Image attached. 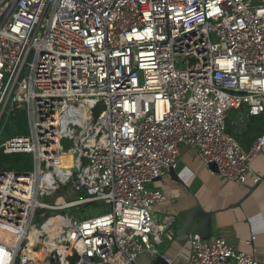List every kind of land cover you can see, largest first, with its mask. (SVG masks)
Wrapping results in <instances>:
<instances>
[{"label":"built area","instance_id":"built-area-1","mask_svg":"<svg viewBox=\"0 0 264 264\" xmlns=\"http://www.w3.org/2000/svg\"><path fill=\"white\" fill-rule=\"evenodd\" d=\"M231 109L264 115V0H0V149L33 161L0 171V264L171 262L177 217L153 210L154 183L187 145L246 184L264 132L244 148ZM96 203L109 211L65 212ZM188 244L185 264H264L221 236Z\"/></svg>","mask_w":264,"mask_h":264},{"label":"crops","instance_id":"crops-1","mask_svg":"<svg viewBox=\"0 0 264 264\" xmlns=\"http://www.w3.org/2000/svg\"><path fill=\"white\" fill-rule=\"evenodd\" d=\"M227 131L234 135L244 148L264 132V115L251 116L244 109H231L227 117ZM157 179L166 199L153 207L155 212L173 214L177 221L167 232L161 246L171 257L167 264H185L190 252L188 239L180 240L176 229L187 210L200 204L212 213L213 236L225 238L235 248L253 252L264 263V182L249 193L247 186L256 184L255 176L264 175V147L251 162V173L246 184L224 181L220 174L203 163L194 147L183 145L174 169ZM252 231L256 240L249 242ZM158 255L143 253L136 264H157Z\"/></svg>","mask_w":264,"mask_h":264},{"label":"water","instance_id":"water-1","mask_svg":"<svg viewBox=\"0 0 264 264\" xmlns=\"http://www.w3.org/2000/svg\"><path fill=\"white\" fill-rule=\"evenodd\" d=\"M209 166L214 171L218 172L216 164L212 163ZM174 171V169H170V172L173 175L175 174ZM258 177L259 180L254 186H247L249 193L264 182V175H258ZM193 234H199L204 239H209L214 235L212 213L206 212L200 204L187 210L186 214L180 221V225L176 229V235L180 240H186ZM155 261L157 264H167L166 260L160 255L157 256Z\"/></svg>","mask_w":264,"mask_h":264},{"label":"trees","instance_id":"trees-1","mask_svg":"<svg viewBox=\"0 0 264 264\" xmlns=\"http://www.w3.org/2000/svg\"><path fill=\"white\" fill-rule=\"evenodd\" d=\"M16 122L23 126L25 130V117L18 114L15 116ZM33 168L32 156L29 153H4L0 149V171L3 170H17V171H29Z\"/></svg>","mask_w":264,"mask_h":264},{"label":"rangeland","instance_id":"rangeland-1","mask_svg":"<svg viewBox=\"0 0 264 264\" xmlns=\"http://www.w3.org/2000/svg\"><path fill=\"white\" fill-rule=\"evenodd\" d=\"M184 65L185 64H182V66ZM11 119H12L11 123L7 125L6 129L3 131V140H6L10 138L13 134L20 132L16 128L17 126L16 120L14 118ZM63 144L65 146V149H68L70 147L69 142L66 140H63ZM79 195L80 193L77 194V197H79ZM109 209H110L109 205H105L104 203H96L93 205H81L79 209L72 208L65 212H68L69 214L77 213L79 218H82V217L102 214L109 211Z\"/></svg>","mask_w":264,"mask_h":264},{"label":"bare ground","instance_id":"bare-ground-1","mask_svg":"<svg viewBox=\"0 0 264 264\" xmlns=\"http://www.w3.org/2000/svg\"><path fill=\"white\" fill-rule=\"evenodd\" d=\"M71 115L68 116V119H75L76 117H79L80 111L73 110L70 111ZM73 155L71 153H64L61 158V165H65L66 167H72L73 165Z\"/></svg>","mask_w":264,"mask_h":264}]
</instances>
